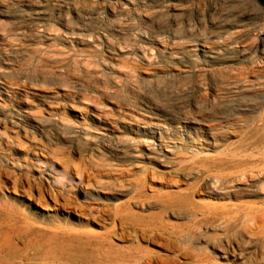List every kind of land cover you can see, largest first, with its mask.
Instances as JSON below:
<instances>
[{"label": "rangeland", "instance_id": "rangeland-1", "mask_svg": "<svg viewBox=\"0 0 264 264\" xmlns=\"http://www.w3.org/2000/svg\"><path fill=\"white\" fill-rule=\"evenodd\" d=\"M0 6V231L7 232L6 222H12L11 230L28 234L25 239L12 236V248L20 252L13 257L26 254L29 239L40 248L36 258L31 250L26 251L29 264H47L52 259L77 264H124L119 261L131 245L113 241L109 246L99 237L109 226L105 231L86 225V216L80 212L83 205L95 203L93 209H104V218L112 219L114 207L125 203L126 195H103L93 187L83 188L78 178L72 181L64 177L62 167L77 166L91 176L97 170L135 173L138 167L139 175L142 169L161 173L160 164L165 160L176 162L180 155L205 158L222 153L224 148L195 154L190 149L180 150L198 144L199 135H210L192 121L217 123L221 131L235 129L237 135L227 144L252 143L245 153L233 150L237 160L255 161L259 151L264 150V132L260 130L264 122L259 121L264 113V7L257 0H0ZM205 45L210 51L203 48ZM210 52L217 54L216 60L208 58ZM239 68L248 69L249 77L236 86L227 78L233 74L230 69ZM91 112L99 115V121ZM245 133L248 140L243 141ZM259 133L263 136L259 144H254ZM256 174L252 176L258 183ZM260 175L264 179V174ZM183 176L176 175L177 180L187 185ZM15 180L25 190L31 189L34 201L13 191L11 183ZM91 180L96 182L93 176ZM157 186L153 185L152 190L162 191ZM38 195L42 198L35 201ZM54 198L60 202L57 207ZM195 201L259 207L262 200L222 199L202 188ZM140 205H131V211L145 222H156L148 217L157 211L148 210L146 202L142 211ZM163 222L184 221L168 214ZM160 242L156 241L157 246L140 243V247L168 255L158 248ZM105 252L113 254L118 263L102 259ZM8 261L11 258L0 256V264Z\"/></svg>", "mask_w": 264, "mask_h": 264}, {"label": "bare ground", "instance_id": "bare-ground-1", "mask_svg": "<svg viewBox=\"0 0 264 264\" xmlns=\"http://www.w3.org/2000/svg\"><path fill=\"white\" fill-rule=\"evenodd\" d=\"M88 2H89V0H88ZM191 6H193V5H191ZM4 9H2V10H4ZM145 17H147V16H145ZM149 19H151V18H149ZM47 21H49V20H47ZM215 21H217V20H215ZM146 23H148V22H146ZM75 24H76V22H75ZM93 25H95V24H93ZM233 31H235V30H233ZM102 33H103V31H102ZM149 37H151V36H149ZM224 39H226V38H224ZM169 42H171V41L169 40ZM203 48L206 49L207 51H210V47L208 45L203 46ZM203 48H202V50H203ZM146 50H148V47ZM210 53L212 54V56H210L208 58L216 60L217 56H215V55H217V54L213 53V52H210ZM172 59H174V58H172ZM178 61H180V60H178ZM198 63H200V62L198 61ZM188 67H190V66H188ZM210 67H212V66H210ZM228 67H229V65H228ZM237 68H238V66H237ZM247 70L244 68L230 69L229 73H233V74H231L232 76L229 75V78H227V81H231V84L237 86L238 84H240L241 82L246 80L247 77H249V73L247 72ZM181 74H182V72H181ZM116 77H117V75H116ZM210 77H211V75H210ZM18 78H19V76H18ZM117 78H119V77H117ZM251 78H254V77H251ZM134 79H137V78H134ZM141 83H142V81H141ZM108 84H111V83H108ZM160 84H162V83H160ZM220 84L222 85V83H220ZM251 88H252V86H251ZM253 88H254V86H253ZM213 91H215V89H213ZM41 92H43V91H41ZM134 92H132V93H134ZM38 93H39V91H38ZM91 96H93V95H91ZM225 96L227 98V95H225ZM95 102H97V101H95ZM116 104H118V103H116ZM79 105H81V104H79ZM142 106H143V104H142ZM153 106H154V104H153ZM236 108L238 109V107H236ZM252 108H254V107H252ZM84 110H85V108H84ZM243 111H244V109H243ZM20 113H22V112H20ZM91 113H92L91 116L99 121V115L97 113H93V112H91ZM89 115H90V113H89ZM137 115H139V114H137ZM45 116H48V115H45ZM40 117H42V116H40ZM232 117L234 118V116H232ZM259 121L264 122V113L259 117ZM244 122H246V121H244ZM141 124H144V123H141ZM191 124L198 126V129H200V131L201 130L209 131L210 135H206V136L205 135H201V136L199 135L200 139H199L198 144H191L189 146L187 145V147L182 146L180 149L181 151H186V150L190 149L191 154H195L196 152H201V151L210 152L213 150H219L221 148H224V150H223L224 153L218 152L217 156L205 157V158H199V157L193 156V155L191 157L185 158L184 156L180 155V156L176 157L177 158L176 162H171V161L169 162V161L165 160L162 164H160V167L162 168L161 173H157L156 171H153V170L150 171V173H149L147 171V169H142V171L139 173V175H137L138 174L137 172H139V170H140L138 167H136L137 171L135 173L133 172L135 170L129 171V170H124V169L115 170L114 172L109 171V170H107L105 172L104 171L99 172L97 170V171H95V174L92 175L93 178L96 180V182H94V183L91 180L92 179L91 174L80 172L77 166H74V167L67 166L66 168L62 167V171L65 172V173H63V176L66 177L68 180H71V178H72V181H73V178L74 179L78 178V183H80V186L82 185L83 188L84 187L85 188L93 187L97 192L98 191L104 192L103 195L116 193V194H124L127 197V200L125 201V203L114 207L112 219H110V218L105 219L104 218L105 214H106V211L104 209H100V208H99V210L93 209L92 206L95 203L93 205H88V204L83 205L80 213L82 215L86 216L84 223L86 225L99 226L101 229H105L106 226H109L107 231L105 229L106 232L102 236L99 235L100 238H102L103 240H106L108 242L109 246H112L111 242H113V241L119 242V243H127V244L131 245L130 248H128L125 252H123V258H121L119 263L130 264L131 262H133L134 264H217V263H219V264H221V263L222 264H264V179H262V177H260V176H263L260 174H264L263 173L264 172V150L259 151L260 154L255 161L253 160V161L248 162L246 160H242V161L237 160V159H235L236 155L232 154L233 150L235 152L240 151L241 153H243L244 151H248L253 146V144L247 143V144L243 145V143H242V146H241V143L227 144L226 142L228 141V139L233 138V137H235V135H237V132L235 129H232L229 127L227 129H225L224 131H221L223 128L219 124H217V123L212 124L209 121L208 122L207 121H203V122L192 121ZM14 129L15 128L13 127V130ZM93 129H94V127H93ZM260 130L262 132H264V128H260ZM78 131H80V130H78ZM175 131H176V129H175ZM165 134H167V133H165ZM12 135H14V134H12ZM262 136H263V134L259 133L257 135V139L255 140L256 143H254V144H259ZM242 139H243V141L248 140V138L246 137V133L243 135ZM7 140H9V139H7ZM115 140H117V138ZM146 142H148V141L146 140ZM120 143L125 144L124 141H121ZM13 144H15V143H13ZM168 144H170V143H168ZM2 145H3V143H2ZM4 145H5V143H4ZM160 145L161 144H159V146ZM8 146H10V145H8ZM22 147H24L23 144H22ZM157 147H158V145H157ZM45 150H47V149H45ZM50 151H52V150H50ZM37 152H40V150H37L36 153ZM55 153H56V151H55ZM147 155L152 156L154 154L149 153ZM207 155H209V153H207ZM117 156H119V155H117ZM255 157H257V156L256 155L253 156V158H255ZM65 158H66V156H65ZM43 159H45V158H43ZM14 160H16V159H14ZM46 161H47V159H45V162ZM18 162H20V161H18ZM45 162H43V163H45ZM62 163L63 162H61V164ZM95 164H97V163H95ZM253 164H254V166H253ZM33 166H35V165H33ZM41 166H43V165H41ZM57 166H59V165L57 164ZM80 166H82V165H80ZM245 167H248L249 169L245 170ZM96 168H98V167H96ZM239 168H242V169L240 171H237ZM28 169H30V168H28ZM2 172H0V173H2ZM28 172H30V171H28ZM92 172H94V170ZM30 173H32V172H30ZM254 173H259V174H256V177L258 179L256 182H258V183H255L253 180L254 175L252 176V174H254ZM15 174H17V173H15ZM40 174H42V173H40ZM172 174L175 175V177L171 176ZM180 174L184 175L183 181L186 182L187 185H182L177 180L178 177H176V175H180ZM24 177L25 176H23V178ZM20 180H21V178H20ZM105 181H108V182L105 183ZM100 182H102V183H100ZM48 183H50V182H48ZM11 184H12V188H13L14 192H20V196H22V197L23 196L29 197L28 198L29 202L34 201V200H32L33 199L32 195H30V192H31L30 188L29 189L27 188V190H25L24 187L22 185H20L22 183L19 182V184H18V182L16 180L14 182H12ZM40 184H41V182H40ZM153 185H158L157 187H159L160 190H162V191H153L152 190ZM202 188L208 194L214 195L216 197H220L222 199H228V200L235 199L236 201H238V200L240 201V199H242V198L244 199V198H248V197H253V198L254 197L255 198L260 197V199L262 201L259 203L260 204L259 207H254V205H249V203L244 204V205L199 204L195 201V195H197L198 191ZM40 189H41V186H40ZM58 190H56V191H58ZM251 190H254V191H251ZM147 192L149 193L148 195H147ZM40 195H42V194H40ZM61 195H62V193H61ZM4 197H6V196H4ZM69 197H70V195H69ZM85 197H86V195H85ZM85 197H84V199H86ZM41 198L42 197H40L38 195V196H36L35 201H38ZM68 198H67V201H68ZM143 202H146L149 204V205H147L148 210H156L157 211V213L148 217V218L153 217L154 220L152 218L151 219L153 221H156V222H145L144 218L139 217V215H136L135 213H133L131 211V205H133L134 207L137 208L138 204H141L140 207L138 206V208H140V210L143 211V209H142L143 208L142 207ZM210 202H213V201H210ZM59 203L56 201L55 198L53 199L54 207L59 206ZM90 203H91V201H90ZM45 204H46V202H45ZM6 205H8V204H6ZM71 205H73V204H71ZM255 205H257V204L255 203ZM77 208H79V207H77ZM102 208H104V207H102ZM78 210H80V209H78ZM22 211H24V210H22ZM168 214H170V216L172 218H174L176 221H184V222H177V223L163 222V218L167 217ZM107 221H110V223L107 224ZM6 224H7V232H1L0 231V256H2L4 258H11V261H8L4 264H23L25 261L28 260V255H27L28 252H26L27 250H31L32 251L31 255L36 258L39 255L40 248H38L34 244H32L31 240H29V239L26 240L25 251H24L26 254L23 253L24 255H20L18 257H13V255H15L18 251L13 250V248H12V242H11L13 240L12 236L15 234L17 238L25 239L28 237V234L25 233V231H23L21 233V232H19V230H16L15 232L13 229L11 230V228L13 227L12 222H6ZM86 227H88V226H86ZM66 228H68V227H66ZM72 230H74V229H72ZM54 231H57V230H54ZM75 232H76V230H75ZM84 233H85V231H84ZM15 235H14V237H15ZM49 235H50V233H49ZM56 235H57V233L55 234V236ZM88 235L94 236L91 233ZM78 237H80V236H78ZM75 238L78 239L77 237H75ZM81 238H83V236ZM89 239H90V237H89ZM158 239H160V241H161L160 243H158L159 244L158 248H160V250L164 251L168 255L160 256L157 253H153V252L144 250L140 247V243H146L149 245H156L157 246L156 241ZM15 240H16V238H15ZM19 242H21V240ZM88 244L89 243H87V245ZM99 244H101V243H99ZM89 245H88V247H89ZM43 249H45V247H43ZM48 249H49V247H48ZM81 251H83V250H81ZM121 251H122V249H121ZM68 252H70V251H68ZM18 253H20V252H18ZM81 253H83V252H81ZM84 254H85V252H84ZM87 254L89 255V253H87ZM74 255H75V253L73 254V256ZM104 255H105V257L103 256L102 259H105L106 261H114V262L118 263L116 257L113 254H109L108 252H105ZM60 256H62V255L60 254ZM29 257H30V255H29ZM42 257H43V255H42ZM15 258L19 259L18 262L16 260H14ZM58 259H61V257ZM44 260H46V259H44ZM179 261H181V262H179ZM28 264H29V262H28ZM47 264H77V263L71 262L68 260L63 261V260L52 259Z\"/></svg>", "mask_w": 264, "mask_h": 264}, {"label": "trees", "instance_id": "trees-1", "mask_svg": "<svg viewBox=\"0 0 264 264\" xmlns=\"http://www.w3.org/2000/svg\"><path fill=\"white\" fill-rule=\"evenodd\" d=\"M264 7V0H257Z\"/></svg>", "mask_w": 264, "mask_h": 264}]
</instances>
